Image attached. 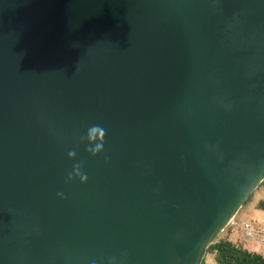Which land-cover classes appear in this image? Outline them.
Here are the masks:
<instances>
[{
  "label": "water",
  "instance_id": "95a60500",
  "mask_svg": "<svg viewBox=\"0 0 264 264\" xmlns=\"http://www.w3.org/2000/svg\"><path fill=\"white\" fill-rule=\"evenodd\" d=\"M263 182L264 0H0V264H203Z\"/></svg>",
  "mask_w": 264,
  "mask_h": 264
},
{
  "label": "trees",
  "instance_id": "16d2710c",
  "mask_svg": "<svg viewBox=\"0 0 264 264\" xmlns=\"http://www.w3.org/2000/svg\"><path fill=\"white\" fill-rule=\"evenodd\" d=\"M263 186L264 182L259 188ZM250 205H254L256 210L264 212V198L256 201L255 193L250 197L243 208ZM209 257L213 258L215 264H264V255L251 252L229 239L221 238V236H219L208 249L203 264H207V258Z\"/></svg>",
  "mask_w": 264,
  "mask_h": 264
},
{
  "label": "rangeland",
  "instance_id": "374dc122",
  "mask_svg": "<svg viewBox=\"0 0 264 264\" xmlns=\"http://www.w3.org/2000/svg\"><path fill=\"white\" fill-rule=\"evenodd\" d=\"M264 198V186L257 189L255 192V200L259 201L260 199ZM253 205H250L246 208H243L238 217L236 218L240 223H244L247 221H253V222H257V223H264L258 220H255V215L258 214V211L252 207ZM261 213V212H259ZM263 213V212H262ZM234 233V234H233ZM231 235V238L235 241V244L251 251V252H256L259 254L264 255V247L260 246V245H256L255 242H253V244L251 243V241L249 242L247 239V241L245 240V238L243 237V233L241 230H238V232H233ZM227 235V231H224L220 236L221 238H226ZM240 238H243L244 240H240ZM207 264H215L213 258L209 257L207 258Z\"/></svg>",
  "mask_w": 264,
  "mask_h": 264
},
{
  "label": "built area",
  "instance_id": "2783aa9c",
  "mask_svg": "<svg viewBox=\"0 0 264 264\" xmlns=\"http://www.w3.org/2000/svg\"><path fill=\"white\" fill-rule=\"evenodd\" d=\"M236 218L231 221L227 228H231L234 231L241 230L245 239L264 247V224L253 221L240 223Z\"/></svg>",
  "mask_w": 264,
  "mask_h": 264
},
{
  "label": "clouds",
  "instance_id": "9594fccd",
  "mask_svg": "<svg viewBox=\"0 0 264 264\" xmlns=\"http://www.w3.org/2000/svg\"><path fill=\"white\" fill-rule=\"evenodd\" d=\"M104 136H105V131L100 127V126H93L89 129L88 135H87V140L89 144L94 145V147H90L88 151L92 155H96L100 153L103 150V142H104ZM69 157H75L76 153L69 152ZM75 174L80 177L81 181L84 182L87 180V176L81 174L80 172V166L77 164L74 166ZM71 175L69 176V179H71Z\"/></svg>",
  "mask_w": 264,
  "mask_h": 264
},
{
  "label": "crops",
  "instance_id": "0c3cea01",
  "mask_svg": "<svg viewBox=\"0 0 264 264\" xmlns=\"http://www.w3.org/2000/svg\"><path fill=\"white\" fill-rule=\"evenodd\" d=\"M254 207V205L252 206ZM255 208V207H254ZM258 211V214L255 215V220H258V221H261V222H264V212L263 211H260V210H257ZM261 212V213H259ZM263 212V213H262ZM238 217V216H237ZM264 224V223H262ZM225 231H227V235H226V239H229L231 240L232 242L235 243V241L231 238V235L233 232H238V231H234L233 229L231 228H227ZM234 234V233H233ZM240 240H244L243 238H240ZM246 240V239H245ZM244 240V241H245ZM247 241V240H246ZM250 242V241H249ZM253 244V242H251Z\"/></svg>",
  "mask_w": 264,
  "mask_h": 264
}]
</instances>
